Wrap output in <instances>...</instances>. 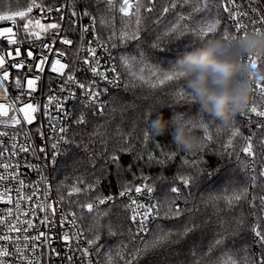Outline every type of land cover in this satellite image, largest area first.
Instances as JSON below:
<instances>
[{"label":"trees","instance_id":"16d2710c","mask_svg":"<svg viewBox=\"0 0 264 264\" xmlns=\"http://www.w3.org/2000/svg\"><path fill=\"white\" fill-rule=\"evenodd\" d=\"M37 1L49 5L61 0ZM69 1L77 11L90 13L95 20V31L102 40L110 46L115 43L116 46L111 48L116 54L123 80L121 87L110 92L101 112L88 107L77 112L69 132L72 143L67 145L51 171L54 193L66 210L76 214L89 239L93 238L89 230L93 223L92 214H88L86 209L82 211L81 204L92 203L98 196H115L114 200L99 206L102 213L98 230L100 239L93 247L102 264H106L109 253L115 257L122 245L127 246L124 251L127 256L133 250V243L139 244L134 238L129 210L125 207L127 201L118 193L125 186L134 188L145 182V177L155 189L153 195L156 202L161 205L159 216L149 225V230L155 232L160 226L177 235L170 238L176 240L175 243L166 241L160 247L143 252L137 255L133 264H216V261H227L229 256L237 264H246L247 260H258L264 256V247L252 231L258 225L264 233L260 201V197L264 196V177L259 175L264 168L263 136L254 130L255 171L253 166L251 170L248 168V158L240 152L248 128L238 116L234 126L240 128L242 135L233 140L232 148H223L228 137L221 134L195 155L178 149L170 133L159 137L151 133V120L161 111L165 119L178 113L185 119L195 118L197 122L214 126L213 132L219 121L214 122L207 113L200 112L197 103L175 99V92L180 88L174 84L151 89L147 84L130 79L121 63V56L140 59L138 53L143 52L147 63L162 71L169 70L184 53L198 46V38L191 32L179 36L168 29L174 23L183 24L178 17L192 12L193 6L200 0H190L189 4L168 13H164L163 8L169 7L171 0H152L151 5L149 0H139L143 5L140 9L139 39L121 38L122 32L130 34L136 30L135 10L125 17L116 6L109 9L104 0ZM213 2L218 6V0ZM27 4L28 0H0V12L22 10ZM148 6L153 9L150 13L145 10ZM212 13L216 14V8L212 9ZM193 15L199 21L207 12ZM219 15L221 26L217 30V38L225 24L229 23L222 9H219ZM109 36H113L111 41ZM184 89L187 90L186 84ZM81 114L86 120L83 125L77 123ZM145 133L149 134L147 141ZM197 134L203 136V130L198 129ZM149 156L153 158L151 161ZM169 156L172 158L168 159ZM112 157L118 159L113 162ZM185 160L190 163L195 161L197 167H190V163H184ZM192 175L196 176L195 183L190 188H183L181 176ZM254 175L257 177L255 183L252 179ZM73 185H78L82 191L69 196L68 191ZM88 185L93 187L89 190ZM172 186L180 187L182 192L181 197L175 200V204L183 210L178 218L166 216L172 207L168 201L174 199L170 193ZM245 192L246 195L231 206L224 199L212 200ZM193 222L197 225L194 231L186 236L178 235L186 224L191 226ZM218 239H222L223 243L209 252L210 246L215 245ZM222 252L228 256H222ZM113 264L122 262L114 259Z\"/></svg>","mask_w":264,"mask_h":264},{"label":"snow or ice","instance_id":"6c2138e0","mask_svg":"<svg viewBox=\"0 0 264 264\" xmlns=\"http://www.w3.org/2000/svg\"><path fill=\"white\" fill-rule=\"evenodd\" d=\"M104 2L107 4L108 8L111 9L116 6L115 0H104ZM190 0H171L169 7H164L163 12L168 13L172 9H180L182 5L189 4ZM254 2V0H249V5H251ZM262 3H264V0H261ZM152 4V0H149V5ZM143 7L139 3V0H136V3H130L129 0H122V4L119 6V12L123 13L125 17H128L130 15L129 10L135 8V17H136V30L132 33L122 32L121 38H131V39H139L138 33H139V26L141 24V18H140V9ZM39 9L40 11L44 12L45 15H48L49 13L55 11L58 13L57 21L54 23H48L43 24L41 23L40 19H34L29 14L33 11V9ZM216 8V14L213 15L212 9ZM219 9L223 10V13L226 14L225 19L227 21H230L229 23H226L223 29L218 33L217 38V30L221 26V17L219 15ZM147 12H152V7L148 6L145 9ZM207 12V15L204 16L201 20L197 21L194 17V13L197 12ZM250 13L252 15H250ZM79 13L75 10L71 12L70 16L65 15L64 8L62 5L56 6L55 8L49 7L45 8L43 4H38L37 0H28V5L25 10H16L12 11L9 10L7 12L0 13V21H11V23L19 28L18 20H24L26 21L22 27L24 29V32L26 33L27 37H30L34 40H41V47L48 50V52H51L52 54L56 55L58 58L51 61L50 63V70L52 72L57 73L61 77H65L64 83L61 85L59 91L64 92L66 90H69V95L67 99H74L75 93L70 91V86L75 85L76 88L81 89L84 91L85 95V101L83 102L86 106L89 108H96L97 102L99 101L100 92L96 91L93 87V83L85 84L81 83L76 80V78L72 74H65L64 69L68 68L69 65L67 63H62L60 57H63L65 55V50H57L55 48V44L58 42L62 45H72L73 41L71 39L66 38V36L63 35V27L62 22L67 23L68 27L71 28L73 25L72 17H77ZM83 15L89 16L90 13L84 12ZM103 20V18H102ZM179 21H182L183 24L180 23H174L171 25L168 29L170 33H175L176 35L183 36L185 32H191L195 37L198 38V46L201 47L204 44L209 43L210 41L216 40V39H229L230 37L235 39L237 37H240L242 35H246L251 30H261L264 29V9H261L259 5H257L256 8L249 7L247 11L241 12L236 0H218V6L217 3H214L213 0H207V2H203V0H200V2L193 6L192 12H189L187 15L181 14L178 17ZM245 20H247V23H245ZM95 20H93V27H84L82 29V33H88L93 32L95 34ZM51 37H54V39H50L48 43H44L42 41L43 36L49 35ZM115 35V33H113ZM0 39L6 40V45H14V49L12 51H6L3 54H0V85H5V96L7 97L8 94V87H15L17 89L21 90V93L19 96H17L11 104L5 105L3 103H0V117H7L9 109H14L17 113H23V120L27 124H32L33 121L36 119L35 113L40 110L39 105L34 103H23V106L17 107L18 104L22 103V97L23 96H32V93H34L37 90V83L40 80L39 73L43 72V67L45 63L49 62L48 54L43 53L39 56L33 55V50L29 48L26 53L24 54L25 59H17L21 56V49L19 47V44L22 43L21 40L17 38V33L13 30V27H7V28H0ZM98 39V37H97ZM109 41L113 39V36L108 37ZM202 42V43H199ZM89 45L91 44L90 41H87ZM107 51L106 45H100ZM112 47H115V43L111 45ZM153 47H158L154 45ZM197 47H194L197 48ZM85 51L88 54V57L91 58V62L89 58H84L83 63L88 65L89 69L93 73L94 76L102 77L103 79L107 80L108 77L105 75L104 72L100 70V63L96 56V48L89 46ZM14 53V55H13ZM140 59H136L135 57H127V56H121V63L125 67V70L128 72L130 79L136 80L141 82L142 84H147L151 89H156L159 86L166 85V84H174L177 87L180 88L179 91L175 92L174 98L180 101L184 102H194L193 97L191 95L190 89L187 88V90L184 89V82L182 77L184 76V73L178 70L173 69L172 67L167 71H162L159 67L147 63V57L143 52L138 53ZM8 58H12V61L10 62ZM111 59V57H109ZM31 59V64H26L25 60ZM247 59L251 62L253 68L257 69L260 73L261 70H264V54H256L255 56H248ZM10 64V67L12 69H26L29 67H32L35 69V73L32 75L31 78H29L26 74L18 72L15 74V79L13 80L11 85H8L7 82L9 81V67L6 66ZM259 65V69H258ZM112 72H116L115 67L111 69ZM255 76V95L257 99H264V75H256ZM120 79V74L117 73L115 76V79L111 81V83L116 84L118 83ZM24 81H26V90ZM107 91V90H105ZM55 101L54 107L57 111V114L64 113L65 116L69 115L67 112H65L64 109V100L58 98L57 96L50 95L48 97V103L44 105L45 112L44 114L49 117V124L52 127V131L56 132L57 130L60 135L56 139V142L52 143V154H51V160L49 161L52 164L56 163V157L59 154V147L58 145L60 143L64 144H71L72 141L67 137L68 129L61 126L57 129L55 126V121L57 117H54L51 115V113L48 111L50 107L53 106V102ZM103 107V106H101ZM249 112L254 114L256 117L264 118V107H261L258 103L254 102L253 105L250 107ZM242 116H246L247 113L243 112L241 113ZM0 123L6 125V126H16L21 125V120L18 119L16 116H13L10 120H0ZM77 123L80 125H83L86 123L85 117L83 114L80 115L79 119L77 120ZM199 129L203 130V137L205 141L207 142L206 145L209 142H212L214 139L219 138L221 134L227 135V141L223 145V148L225 150L232 148L233 146V140L241 136L242 133L240 131L239 127H231L229 129H215V132L212 131V128L214 126H211L207 123H204L202 121L198 122ZM260 127L264 128V124L259 125ZM38 134L44 138L45 133L37 129ZM7 132H0V136H6ZM144 138L147 141L149 139V134L145 133ZM245 146L242 149V152L247 157H250L255 159L256 153L254 151L253 141L252 138L245 137ZM261 144L264 145V141H261ZM204 145L201 149V151L206 147ZM14 149H18L19 152H28L30 150L29 147H20L19 145L13 144ZM38 151L40 153L45 154V157L47 156V146L39 147ZM4 155L3 151H0V156ZM195 155V154H193ZM172 157L169 156L168 159H171ZM118 159V157H112L113 162H115ZM153 158L149 156V160L151 161ZM157 163H164V161H157ZM185 164H189L190 162L185 160ZM5 171L10 167L9 164L5 163L3 165H0ZM190 167L196 168L197 163L195 161H192L190 163ZM253 171H255L254 163H253ZM259 175L261 177H264V170H262ZM17 179L18 183L20 185V188L24 187V181L19 180L18 177L12 176L9 177L4 174H0V181H4L6 179ZM256 176H253V183L256 181ZM147 177L144 178L143 183L136 185L134 188L131 185L125 186L124 189L119 193L121 197H129L130 202L125 206L126 208L130 209L132 212V215L130 217V220L132 223L136 225V232L134 234L135 240L139 241V244L133 243V250L128 252V255H124V251L127 248L126 245H122L120 251H117L115 254V257L113 254L109 253L106 257V264H113L114 259H119V261L122 262V264H133V261L136 259L137 255L146 252L149 249H155L157 247H160L164 244V242H170L175 243L176 240H171L170 238L177 235V233H174L173 231L169 230L166 231L164 228L157 226L155 232H152L148 228V222L150 219H154L159 216V208H160V202L157 201L154 204L145 205L143 203L138 202L137 199L132 198L131 194L134 191L137 196H141L145 193L148 195H152L155 191L153 187H151L147 183ZM196 181V176H181L180 178V184L183 188H190ZM93 186L88 185V189L90 190ZM20 189H17V193L19 195ZM82 191V189L78 185H73L71 189L68 191V195L72 196L73 194H78ZM170 193L174 197V199H170L168 201L169 204L172 205L171 208H169L168 213L166 216H172L175 218H178L182 215L183 210L175 204V200H178L181 195V188L172 186L170 188ZM7 190L4 192L3 195H0V200H3L5 196H7ZM34 195V194H33ZM245 193L240 194H233L231 196H225V197H214L212 200L215 202L219 199H224L228 206H231L234 202L240 201L244 196ZM31 200V196L27 197H20L16 201V209L18 212L21 211L20 205L23 200ZM113 197L106 196V197H97L96 200L92 203H86L81 204V210L83 211L86 209L88 214L91 215V219L93 221L90 231L93 233V238L88 239L86 242L89 246L95 245L96 242L100 239L98 230L100 226V216L102 215L99 206L107 203L108 201H111ZM261 204L264 205V196L260 197ZM8 202L11 203V197H8ZM39 208L40 211L46 212L49 208L51 209L52 215L55 216L56 214V208L52 205H45V204H38L36 206ZM141 209L143 211H141ZM32 213L35 212V209L31 210ZM8 216H12L13 213L11 209L8 210ZM23 216L28 217L30 215L29 212H22ZM72 220L70 223L75 226L76 225V214L71 213ZM67 222L66 217L60 218V225L63 227V224ZM0 223L5 224L7 228V232H18L21 233V235L12 237L8 234H0V242H7V243H0V264H15V260H10L9 257H13L16 260L21 261V264H41L40 257L43 255V253L40 251V249L43 247L45 243L51 247V236L49 232L44 231H37V234L34 236H28L25 233L28 232V229L35 228L37 225H34L32 222V219H24L21 221L19 218H17L16 224H12L6 220H0ZM40 223L44 225L45 227H48L51 231V227L54 226L57 221L49 219V217L46 215ZM197 227V225L193 222L191 226H188L187 224L184 227V230L180 232L179 236H186L188 233L194 231V229ZM255 236L258 238V242L261 243L262 247H264V233L259 230V226H254L252 229ZM84 233L82 231H78L77 233H74L73 236L70 237L68 232L64 231L63 235L61 236L59 233L56 234L57 239H63L66 245L70 244L71 240L74 237H82ZM39 242V243H37ZM131 242V241H130ZM223 243L222 239H218L215 241V245L210 246L209 252H212L213 248L216 245H220ZM9 245L12 247L10 248ZM21 245H24V247H21ZM53 253L56 256H61L60 252H57L55 249H52ZM31 252L32 256L26 257L25 253ZM81 255L83 257H89L91 253L89 252L88 248H82L80 249ZM222 256H228L226 252H222ZM62 259H67L69 261V264H72L73 257L67 256V257H61ZM90 264V262H89ZM216 264H237V262L234 259H231V257H228L227 261H216ZM246 264H264V256H261L258 260H247Z\"/></svg>","mask_w":264,"mask_h":264},{"label":"built area","instance_id":"2783aa9c","mask_svg":"<svg viewBox=\"0 0 264 264\" xmlns=\"http://www.w3.org/2000/svg\"><path fill=\"white\" fill-rule=\"evenodd\" d=\"M129 2L135 4L136 0H129ZM37 3L42 4L38 1ZM115 3L116 8L119 12V6L120 4H122V0H115ZM236 3L241 12L247 11L249 7L256 8L257 5H259L261 9H264V3H262L261 0H254L251 5H249V0H236ZM27 5L22 10H25L27 8ZM43 5L46 9L49 7L55 8L56 6L62 5L64 8V13L67 16H70L73 10L77 11L76 8L70 4L69 0H61L60 2L54 4ZM134 10L135 8L130 9L129 12H133ZM77 12L79 13V15L77 17H72L73 25L71 28L68 27L67 23L62 22L63 35L66 36V38L71 39L73 41V44L62 45L57 42L55 44V48L57 50H65V55L63 57H60V59L62 63H67L69 65L68 68L64 69L66 75L70 73L76 78L77 81L85 83L86 85L94 82V89L101 94L96 108L91 109L95 112H101L107 104L110 92L121 87L123 84L121 69L118 64L115 52L107 42H105L98 36L96 31L95 34L91 31L88 33H82V29L84 27H93V17L91 15L85 16L82 12L79 11ZM29 15L34 19L39 18L42 22L54 23L57 21L58 13L53 11L48 15H45L44 12L34 8ZM250 15L252 14L250 13ZM25 22L26 21L24 20H18L19 28H17L11 23V21H0V28L13 27V30L17 33V38L22 41V43L19 44V47L21 49V56L17 59H25L24 54L29 48H31L33 50L34 57L39 56L43 53H47L49 62L42 65L44 70L42 73H39L41 78L37 83V90L32 93L31 97L23 96L22 103L17 105V107L23 106V103H34L39 105L40 110L34 114L36 119L33 121V123L27 124L23 120V113H17L14 109H9L7 117H0V120H10L13 116H16L21 120V125L16 126H6L0 123V132H7L6 136H0V151L4 152V155L0 156V165H3L5 163L10 165L7 171L0 167V174L7 175L9 177L15 176L18 177L19 180L24 181L23 188H20L17 179L9 178L4 181H0V195H3L6 190L8 193V195L5 196L3 200H0V220H6L12 224H16L17 218H19L21 221L30 218L32 219L33 224L37 225V227L28 229V232L25 233L26 235L34 236L37 234L38 230L49 232L51 236V247H49V245L45 243L40 249V251L43 253V255L40 257L41 264H69V261L67 259L61 258L67 256L73 257L72 264H89V262L90 264H102L100 258L97 256L94 250L93 245L89 246L87 244L86 241L89 238L84 233V230L82 229L80 223L77 221V219L75 226L70 223V221L72 220L71 212L64 208L63 203L54 193L51 181V171L56 163L52 164L49 162L51 160V154L53 151L51 145L52 143L56 142L55 138H58L62 134L59 133L58 130L56 132L52 131V127L49 124V117L44 114V105L48 103V97L50 95H54L60 99H63L65 112H67L69 115L65 116L64 113L57 114V111L54 107L55 101L53 102V106L50 107L48 111L52 116L57 117L55 121V126L57 127V129L61 126L68 129L67 137L69 138L70 128L77 112H79L80 109L84 107H88L83 103L85 101L84 91L76 88L75 85L70 86V91L75 93L74 99H67L69 90H66L64 92L59 91L61 85L64 83L65 77H61L57 73L50 70L51 61L57 59L58 57L51 52H48L47 49L42 48L41 40H34L30 37H27L22 27ZM245 23H247V20H245ZM50 39H54V37H51L50 34L42 37V41L44 43H48ZM87 41H90L91 44L89 45L88 43H86ZM6 43V40L0 39V54H3L6 51H12L14 49V45H8L7 47H5ZM100 45H106L107 51ZM89 46L96 48V56L100 63V70L104 72L108 77L107 80L103 79L102 77L94 76L88 65L83 63L84 58H89L91 62V58L88 57V54L85 51V49H87ZM109 57H111V59ZM8 60L11 62L12 58H8ZM25 63L31 64L32 60L26 59ZM6 66L9 67V81L7 82L8 85L12 84L13 80L16 78L15 74L18 72L26 74L29 78H31L35 73V69L32 67L26 69H12L10 67V64ZM113 67H115L116 72L111 71ZM0 72H2V70H0ZM117 73L120 74V79L118 83L113 84L111 83V81L115 79ZM261 74L264 75V70H261ZM24 85L26 90V81H24ZM4 89L5 85H0V103H3L5 105L11 104L13 100L21 93L20 89H17L15 87H8V94L6 97ZM254 102L258 103L261 107H264V99H257L255 92L250 107ZM245 113H247L246 116H242L241 113L237 115L241 120H243L244 123H246V126L248 128L245 137L250 136L253 139L254 130H258L260 135L263 136L264 141V128L259 126L261 124H264V118L256 117L254 114L250 113L249 110L245 111ZM37 129H40L45 133L44 138H42L38 134ZM13 144L19 145L20 147H29L30 150L26 153L19 152L18 149L13 148ZM67 145L68 144L64 143H60L58 145L59 154L56 157V162L61 154L65 151ZM44 146H47L46 157L45 154L38 151L39 147ZM244 146L245 139L243 140L240 148V152L242 154V149ZM247 158V166L251 170L254 161L250 157ZM262 161V166H264V156L262 158ZM141 183L143 182H140L139 184ZM17 189H20L19 195L17 193ZM119 193L118 196H120ZM27 196H31L32 199L23 200L20 205L21 211L18 212L16 209L17 199ZM108 196L113 197L112 200H114L115 198V196L113 195ZM131 196L132 198L137 199L138 202L145 205L156 203V199L153 194L150 196L145 193L141 196H137L133 191ZM8 197H11V203L8 202ZM123 198L126 199L127 204L130 202L129 197L125 196ZM41 203L45 204L46 206L52 205L53 207H55V216L52 215L50 208L46 212L40 211L36 206ZM9 209H11L13 213L12 216H8L7 214ZM32 209H35L34 213L31 212ZM128 210L131 217L132 212L130 209ZM141 211L143 210L141 209ZM22 212H29L30 215L28 217H25L21 214ZM46 215L49 217V219L57 221V223L51 227V231L48 227H45L40 223V221ZM62 216L67 218V222L63 224V227H61L59 223ZM157 218L158 217L150 219V221L148 222V228L149 225ZM261 219L262 221H264V205H262L261 208ZM132 224L134 226V232H136V225L134 223ZM64 231L68 232L70 237L78 231H82L84 235L82 237H74L71 240L70 244L66 245L63 239L56 238L57 233L62 236ZM0 234H8L12 237L21 235V233L18 232L8 233L7 228L3 223H0ZM253 239H256V237L253 236ZM9 247L11 248L12 246L9 245ZM21 247H24V245H21ZM82 248H88L91 255L89 257H83L80 252V249ZM52 249L60 252L61 256H56L53 253ZM25 255L26 257L30 258L32 256V253L26 252ZM9 259L15 260V264H21V261L16 260L13 257H9Z\"/></svg>","mask_w":264,"mask_h":264},{"label":"clouds","instance_id":"9594fccd","mask_svg":"<svg viewBox=\"0 0 264 264\" xmlns=\"http://www.w3.org/2000/svg\"><path fill=\"white\" fill-rule=\"evenodd\" d=\"M264 54V29L250 30L235 39H216L184 53L172 66L184 73L183 82L190 89L199 111L219 121L217 129H229L238 114L250 109L255 92V76L248 56ZM179 117V118H178ZM151 133L157 137L170 133L178 149L196 154L206 145L198 135L195 118L175 114L165 119L163 111L151 120Z\"/></svg>","mask_w":264,"mask_h":264},{"label":"rangeland","instance_id":"374dc122","mask_svg":"<svg viewBox=\"0 0 264 264\" xmlns=\"http://www.w3.org/2000/svg\"><path fill=\"white\" fill-rule=\"evenodd\" d=\"M36 19H39V18H36ZM41 23H43V24H48V23H51V22H42V21H41Z\"/></svg>","mask_w":264,"mask_h":264}]
</instances>
